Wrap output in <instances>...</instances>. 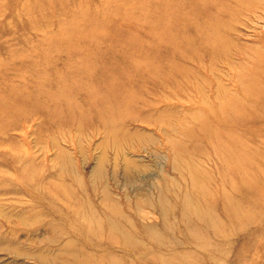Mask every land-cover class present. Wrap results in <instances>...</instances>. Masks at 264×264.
<instances>
[{
    "label": "rangeland",
    "instance_id": "obj_1",
    "mask_svg": "<svg viewBox=\"0 0 264 264\" xmlns=\"http://www.w3.org/2000/svg\"><path fill=\"white\" fill-rule=\"evenodd\" d=\"M203 1L0 0V264H264V0Z\"/></svg>",
    "mask_w": 264,
    "mask_h": 264
},
{
    "label": "bare ground",
    "instance_id": "obj_2",
    "mask_svg": "<svg viewBox=\"0 0 264 264\" xmlns=\"http://www.w3.org/2000/svg\"><path fill=\"white\" fill-rule=\"evenodd\" d=\"M162 1V0H161ZM201 1H203V0H200V2ZM249 1V0H248ZM254 1V0H253ZM216 2V1H215ZM231 2V1H230ZM251 2H252V0H251ZM255 2V1H254ZM180 3V2H179ZM203 4H206L207 5V3H206V1H203L202 2ZM228 3V2H227ZM257 3V2H256ZM218 4V3H217ZM247 4H248V2H247ZM252 4V3H251ZM251 4H249L250 6H251ZM255 4V3H254ZM208 5H210V6H212V3H210V4H208ZM248 5V6H249ZM256 5V4H255ZM258 5V4H257ZM230 6V5H229ZM177 7V6H176ZM172 8V7H171ZM171 8H169V9H171ZM189 8V7H188ZM230 8V7H229ZM250 8V7H249ZM166 9V8H165ZM222 9V8H221ZM226 10V9H225ZM233 10V9H232ZM250 11H251V9H249ZM217 11H218V9H217ZM228 11V10H227ZM243 11V10H242ZM247 11V10H246ZM246 11H244V12H246ZM219 12H220V10H219ZM232 12V11H231ZM249 12V11H248ZM224 13V12H223ZM222 13V14H223ZM238 13V12H237ZM239 13H241V12H239ZM247 13V12H246ZM250 13V12H249ZM253 13V12H252ZM226 14H228V13H226ZM242 14V13H241ZM241 14H240V16H241ZM254 14H255V12H254ZM164 15V14H163ZM201 15V14H200ZM242 16H244V15H242ZM245 17H246V15H245ZM168 18V17H167ZM169 18H171V16L169 17ZM168 18V19H169ZM206 18V17H205ZM248 18V17H247ZM250 18V17H249ZM248 18V19H249ZM256 18V17H255ZM187 19H189L188 17H187ZM190 19H191V17H190ZM194 19V18H193ZM197 18L195 17V19L194 20H196ZM221 19V18H220ZM161 21L163 20V17H162V19H160ZM165 20V19H164ZM163 20V21H164ZM170 20V19H169ZM204 20H206V19H204ZM208 20V19H207ZM218 21H219V19H217ZM189 21V20H188ZM213 20L211 19V21L210 22H212ZM222 21V20H221ZM153 22V21H152ZM187 22V21H186ZM191 22V21H190ZM209 22V21H208ZM215 22V21H214ZM165 23V22H164ZM205 23V25L204 26H207L206 25V23L207 22H204ZM215 23H220V21L219 22H215ZM165 24H167V23H165ZM192 24H194V23H192ZM214 24V23H213ZM194 25H196V24H194ZM209 26L211 25L212 26V23L210 24H208ZM221 25V24H220ZM200 26V25H199ZM219 26V25H218ZM218 26H216L217 27V30L219 29V28H223L224 26H220L219 28H218ZM202 27V26H201ZM215 27V26H214ZM203 28H206V27H202V29H200L199 28V30H202V31H204L203 30ZM211 28H213V27H211ZM208 29H209V27H208ZM214 29V28H213ZM212 30V29H211ZM221 30V29H220ZM206 31V30H205ZM215 31V30H214ZM223 31V30H222ZM222 31H220V32H222ZM196 32H199V31H196ZM208 32V31H207ZM212 32H213V30H212ZM217 32H219V30L217 31ZM216 32V33H217ZM178 33V32H177ZM182 33V32H181ZM200 33V32H199ZM209 33H211V31H210V29H209ZM209 33H207V34H209ZM173 34H174V32H173ZM183 34V33H182ZM200 34H202V33H200ZM200 34H198L199 36H200ZM204 34V33H203ZM202 34V35H203ZM222 34V33H221ZM185 35V34H184ZM211 36H213V34H210ZM217 35V34H216ZM135 36V35H134ZM175 36V35H174ZM186 36V35H185ZM203 36H206V34L205 35H203ZM211 36H209L210 38H211ZM141 37H143V36H141ZM165 37H167V36H165ZM188 37V36H187ZM191 37V36H190ZM217 37V36H216ZM216 37H215V39L214 40H218V39H216ZM219 37V36H218ZM137 38V37H136ZM184 38V37H183ZM189 38V37H188ZM133 39H134V37H133ZM138 39V38H137ZM201 39V38H200ZM220 39V38H219ZM135 40V39H134ZM173 40H174V38H173ZM221 40V39H220ZM225 40V39H224ZM185 41V40H184ZM208 40H206L205 42H207ZM219 41V40H218ZM181 42V41H180ZM134 43V42H133ZM200 43V42H199ZM210 44H211V42H209ZM139 44V43H138ZM184 44V43H183ZM189 44V43H188ZM206 45L208 44V43H205ZM221 44H222V42H221ZM136 45V44H135ZM215 45V44H214ZM129 46V45H128ZM142 46V45H141ZM190 46V45H189ZM188 46V47H189ZM218 46V45H217ZM216 46V47H217ZM206 47V46H205ZM212 47V46H211ZM215 47V46H214ZM214 47H212V48H214ZM187 48V47H186ZM200 48H201V46H200ZM144 49V48H143ZM197 49H198V47H197ZM184 50V49H183ZM198 51V50H197ZM211 51H214L213 49L211 50ZM192 52H194L193 50H192ZM191 52V53H192ZM198 52H200V51H198ZM197 53V52H196ZM44 57H46V56H44ZM47 58V57H46ZM51 59V58H50ZM80 63V62H79ZM54 64H55V62H54ZM39 66V65H38ZM38 66H37V68H38ZM136 67V66H135ZM172 67V66H171ZM127 69H128V67H127ZM141 69H143V68H141ZM171 70H172V68H170ZM137 70V69H136ZM140 70V69H139ZM145 70V69H144ZM144 70H142V71H144ZM141 71V72H142ZM138 73H139V71H137ZM165 72H167V71H165ZM150 73V72H149ZM169 73V72H168ZM142 74V73H141ZM151 74V73H150ZM159 74H161V73H159ZM133 77V76H132ZM135 77V76H134ZM143 77H145V76H143ZM129 79V78H128ZM75 80V79H74ZM132 80V79H131ZM46 81V80H45ZM72 81V80H71ZM75 82H77V81H75ZM59 84V83H58ZM65 84V83H64ZM41 87V86H40ZM23 88V87H22ZM39 88V87H38ZM41 88H43V87H41ZM110 88V87H109ZM23 91V90H22ZM71 91V90H70ZM24 92H25V90H24ZM27 93V92H26ZM50 95H52V94H49V96ZM54 95V94H53ZM52 95V96H53ZM48 96V95H47ZM17 97V96H16ZM19 97V96H18ZM56 97V96H55ZM59 97V96H58ZM10 98V97H9ZM21 98V97H20ZM37 98H38V96H37ZM53 98H54V96H53ZM11 99V98H10ZM19 99V98H18ZM25 99V98H24ZM44 99V98H43ZM26 100H27V98H26ZM56 100V99H55ZM58 100V99H57ZM66 100V99H65ZM11 101V100H10ZM9 102V101H8ZM112 102V101H111ZM7 103V102H6ZM114 103V102H113ZM112 104V103H111ZM28 105V104H27ZM32 105H33V103H32ZM29 106V105H28ZM34 106V105H33ZM110 106V105H109ZM114 106H116V104L114 105ZM38 107H40L39 106V104H38ZM112 107V106H111ZM108 108V107H107ZM30 109H31V107H30ZM23 167V166H22ZM40 170V169H39ZM166 189V188H165ZM225 202V201H224ZM182 204H183V202H182ZM185 204H186V202H185ZM185 204H183L184 206L183 207H187V206H185ZM226 204V203H225ZM181 205V204H180ZM115 206H114V209H112V210H115ZM106 210V209H105ZM110 210V209H109ZM69 211V210H68ZM178 211V210H177ZM224 211V210H223ZM90 212H94V214H95V211L94 210H92L91 209V211ZM73 213H74V211H73ZM75 214V213H74ZM182 214H184V213H182ZM138 215V214H137ZM181 215V214H180ZM123 216H124V214H123ZM197 216V215H196ZM43 217V216H42ZM65 217V216H64ZM76 217H78V216H76ZM108 218L106 219V225L111 229V228H113V227H117L116 225L114 226V222H113V220L111 219V217L108 215L107 216ZM119 217H120V215H119ZM139 217H141V216H139ZM184 217V216H183ZM13 218V217H12ZM69 218V217H68ZM166 218H168V216L166 217ZM165 218V219H166ZM70 219V218H69ZM124 219V221H125V217L123 218ZM163 219H164V216H163ZM183 219H185V218H183ZM200 219V218H199ZM60 220V219H59ZM76 220V219H75ZM105 220V219H104ZM167 220V219H166ZM186 220V219H185ZM71 221V220H70ZM119 221V220H118ZM128 221V220H127ZM200 221V220H199ZM201 221H203V220H201ZM211 221V220H210ZM62 222H64V221H62ZM76 222V221H75ZM78 222V221H77ZM102 221H100V223H101ZM104 222V221H103ZM129 222V221H128ZM168 222V221H167ZM52 223H53V221H52ZM51 223V225L50 224H43V229L45 230V232L48 234V236L46 237V238H44V240H40L41 242L39 243V244H37V243H35V244H29L30 245V249H31V251L30 252H24V251H18V252H16V254H17V256L18 255H24V256H27V257H29V258H32L33 260H35L36 261V263H38V264H97V262L96 261H94V259L92 258V256H91V254L92 253H90V252H88L85 248L86 247H84V246H82V245H79V246H76L75 245V243L76 242H74V240L72 241L71 239H67L66 238V240H64V238L61 236V235H58V234H56V236L55 235H53V234H49L50 232H47L48 230H54V226L55 225H53ZM65 223V222H64ZM79 223V222H78ZM77 223V224H78ZM129 223H131V222H129ZM184 223V222H183ZM186 223V222H185ZM189 223V222H188ZM203 223H206V222H203ZM69 224H71V223H69ZM120 224V223H119ZM126 224H127V222H126ZM202 224V223H201ZM212 224V223H211ZM73 224H71V226H72ZM103 225V224H102ZM189 225V224H188ZM205 225V224H204ZM121 226V225H120ZM187 226V225H186ZM69 227V226H68ZM74 227V226H73ZM95 227H97V226H95ZM104 227H106V226H104ZM124 228H125V226H123ZM189 227V226H188ZM70 228V227H69ZM98 228H99V225H98ZM108 228V229H109ZM131 228H133L134 229V227L132 226ZM178 228V227H177ZM187 228V227H186ZM209 228V227H208ZM218 227H216V229H217ZM88 229H89V226H88ZM117 230L119 229V228H116ZM116 229H114L115 231H116ZM125 229H127V230H129L128 228H125ZM212 229H213V227H212ZM75 230H77V229H75ZM187 230V229H186ZM70 231V230H69ZM68 231V232H69ZM78 231V230H77ZM88 231V230H87ZM119 231V230H118ZM121 231H123V230H121ZM121 231H119V232H121ZM188 231V230H187ZM29 232H31V231H29ZM53 232V231H52ZM56 232V231H55ZM59 232V231H58ZM67 232V231H66ZM72 232V231H71ZM79 232V231H78ZM108 232V231H107ZM118 232V233H119ZM125 232H126V230H125ZM131 232V231H130ZM129 232V233H130ZM189 232V231H188ZM116 233V232H115ZM127 233V232H126ZM129 233H128V235H129ZM180 233V232H179ZM192 233V232H191ZM65 234V233H64ZM123 234V232H121V235ZM125 234V233H124ZM185 234V233H184ZM189 234V233H188ZM195 234V233H194ZM105 235V234H104ZM126 235V234H125ZM130 235H132V234H130ZM99 236V235H98ZM102 236V235H101ZM117 236V235H116ZM194 236V235H193ZM105 237V236H104ZM131 237V236H130ZM190 237H192V236H190ZM196 237H198V236H196ZM120 238V237H119ZM127 238V237H126ZM137 238V237H136ZM100 239V238H99ZM130 239V238H129ZM149 239V238H148ZM198 239V238H197ZM106 240H108V242L110 243V241H109V239H106ZM134 240H136L135 238L133 239L132 238V241H134ZM142 240V239H141ZM155 240V239H154ZM187 240V239H186ZM100 241V240H99ZM101 241H102V239H101ZM124 241V240H123ZM151 241V240H150ZM187 241H189V240H187ZM97 242V241H96ZM125 242H127V240L126 241H124L123 243H125ZM130 243H131V241H129ZM135 242V241H134ZM133 242V243H134ZM142 242V241H141ZM156 242V241H155ZM161 242V241H160ZM87 243V242H86ZM92 244H95V242L93 243V242H91ZM113 243V242H112ZM112 243H110L111 245H112ZM122 243V244H123ZM132 243V244H133ZM163 243V242H162ZM173 243V242H172ZM89 244V243H88ZM97 244V243H96ZM95 244V245H96ZM100 244H101V242H100ZM104 244V243H103ZM106 244V243H105ZM135 244V243H134ZM133 244V245H134ZM138 244V243H137ZM191 245V244H190ZM90 246H92L91 244H90ZM98 246V245H97ZM125 246H126V244H125ZM137 247H138V245H136ZM142 246V245H141ZM94 247V246H93ZM96 247V246H95ZM104 247V246H103ZM107 247V246H106ZM158 247V246H157ZM168 247V246H167ZM97 249L98 248H100V247H96ZM95 248V249H96ZM130 249H132L131 247H129ZM142 248V247H141ZM30 249H28V250H30ZM102 249V248H101ZM101 249H99L100 251H101ZM108 249V248H107ZM114 249V248H113ZM162 249V248H161ZM12 250V249H11ZM133 250V249H132ZM136 250V249H135ZM163 250V249H162ZM168 250H169V248H168ZM92 251V250H91ZM121 251V250H120ZM127 251V250H126ZM141 251H143V250H141ZM165 251V250H164ZM15 252V251H14ZM95 251H93V254H95L94 253ZM109 252V251H108ZM174 252V251H173ZM172 252V253H173ZM90 253V254H89ZM103 253V252H102ZM107 253V252H106ZM112 253V252H111ZM176 253V252H175ZM100 254L101 253H99V256H100ZM137 254H138V251H137ZM144 254V253H143ZM162 254H164V253H162ZM174 254V253H173ZM172 255V254H171ZM104 256H108L107 254L106 255H104ZM135 256H137V255H135ZM148 256V255H147ZM173 256V258H175V260H176V257H174V255H172ZM101 257V256H100ZM139 257V256H138ZM111 258V257H110ZM122 258V257H121ZM145 258V257H144ZM143 258V259H144ZM105 259H107V258H105ZM126 260V259H125ZM124 259H123V261H125ZM193 260V259H192ZM104 261V260H103ZM110 262V264H112L111 263V261H110V259H108V262L107 263H109ZM180 262V261H179ZM104 262H102L101 263V261L98 263V264H103ZM127 262H125V264H126ZM114 264V263H113ZM129 264V263H128ZM136 264V263H135ZM175 264V263H174ZM177 264V263H176ZM184 264H187V263H184Z\"/></svg>",
    "mask_w": 264,
    "mask_h": 264
}]
</instances>
